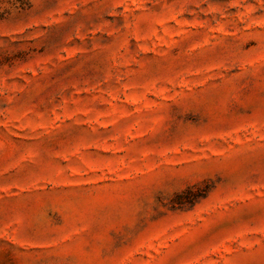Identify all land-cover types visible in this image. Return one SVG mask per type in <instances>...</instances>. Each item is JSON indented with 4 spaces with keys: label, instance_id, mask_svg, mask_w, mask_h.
<instances>
[{
    "label": "rangeland",
    "instance_id": "374dc122",
    "mask_svg": "<svg viewBox=\"0 0 264 264\" xmlns=\"http://www.w3.org/2000/svg\"><path fill=\"white\" fill-rule=\"evenodd\" d=\"M0 264H264V0H0Z\"/></svg>",
    "mask_w": 264,
    "mask_h": 264
}]
</instances>
